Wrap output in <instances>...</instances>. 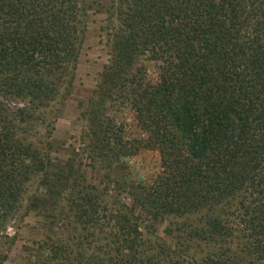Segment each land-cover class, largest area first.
<instances>
[{
	"label": "trees",
	"instance_id": "trees-1",
	"mask_svg": "<svg viewBox=\"0 0 264 264\" xmlns=\"http://www.w3.org/2000/svg\"><path fill=\"white\" fill-rule=\"evenodd\" d=\"M118 27L83 117L90 149L108 166L140 149L156 151L150 184L129 182L149 215L186 216L223 202L235 206L200 226L177 228L187 242L144 252L138 219L110 211L95 188L72 205L85 251L53 246L43 264H243L228 246L264 264V0H112ZM85 0H0V94L36 107L54 102L75 71L86 33ZM153 63L157 81L147 77ZM128 107L145 135L128 141L115 113ZM47 169L21 144L0 110V236L25 185ZM167 230L166 236H170ZM191 242L206 244L197 259ZM85 246V245H84Z\"/></svg>",
	"mask_w": 264,
	"mask_h": 264
},
{
	"label": "rangeland",
	"instance_id": "rangeland-1",
	"mask_svg": "<svg viewBox=\"0 0 264 264\" xmlns=\"http://www.w3.org/2000/svg\"><path fill=\"white\" fill-rule=\"evenodd\" d=\"M111 1L85 0L86 33L78 63L54 102L40 108L5 91L0 94V110L13 128L14 138L21 144H30L47 161L46 171L36 174L25 185L17 208L3 227L0 264L49 262L55 245L65 247L71 257L79 252L94 254L93 249L85 251L72 205L71 196L81 188H95L110 211L134 214L148 256H156L160 246L173 248L185 244L186 236L177 233V228L200 226L207 218L217 217L235 206L234 201H228L182 217L149 215L134 202L129 182L152 183L160 171L158 152L140 149L135 156L123 160L127 169L120 165L110 167L92 154L88 138L91 128L83 113L112 55L111 42L119 24ZM144 65L149 81L156 82V65L147 62ZM115 118L122 124L128 141L145 139L128 107L119 109ZM167 230L172 232L168 237ZM244 243L242 234L237 232L228 246L243 264H263L245 251ZM190 246V253L197 259L207 248L199 242H191Z\"/></svg>",
	"mask_w": 264,
	"mask_h": 264
}]
</instances>
